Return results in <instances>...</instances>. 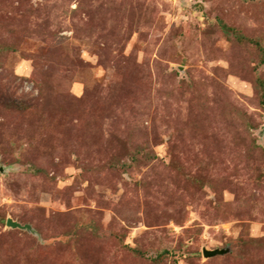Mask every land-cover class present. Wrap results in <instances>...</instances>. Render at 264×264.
<instances>
[{"label":"rangeland","instance_id":"obj_1","mask_svg":"<svg viewBox=\"0 0 264 264\" xmlns=\"http://www.w3.org/2000/svg\"><path fill=\"white\" fill-rule=\"evenodd\" d=\"M0 264H264V0H0Z\"/></svg>","mask_w":264,"mask_h":264},{"label":"water","instance_id":"obj_2","mask_svg":"<svg viewBox=\"0 0 264 264\" xmlns=\"http://www.w3.org/2000/svg\"><path fill=\"white\" fill-rule=\"evenodd\" d=\"M8 225L14 226V227L20 226L19 223L13 221L12 219H9L8 220ZM203 252H204V255L206 257H211V256H214V255H217L218 253H221L222 250H220V249H213V250H211V249L204 248Z\"/></svg>","mask_w":264,"mask_h":264}]
</instances>
